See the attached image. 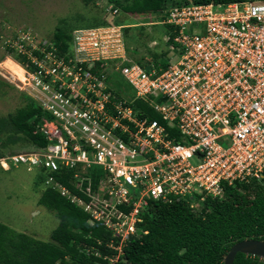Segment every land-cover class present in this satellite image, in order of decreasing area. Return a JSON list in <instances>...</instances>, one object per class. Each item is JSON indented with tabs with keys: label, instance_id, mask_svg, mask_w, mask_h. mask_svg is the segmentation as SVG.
<instances>
[{
	"label": "built area",
	"instance_id": "2783aa9c",
	"mask_svg": "<svg viewBox=\"0 0 264 264\" xmlns=\"http://www.w3.org/2000/svg\"><path fill=\"white\" fill-rule=\"evenodd\" d=\"M106 2L113 17L131 14ZM139 15L154 21L77 28L65 49L30 29L7 40L26 59H17L27 70L21 90L52 119L37 127L44 147L0 156V166L40 168L46 187L90 224L101 221L115 253L93 250L107 262L147 232L138 224L150 200L185 198L198 209L223 196L222 182L260 179L264 170V0L171 1ZM148 23L165 28L164 65L151 56L154 40L145 54L128 46L125 29ZM61 168L74 170V191L53 176Z\"/></svg>",
	"mask_w": 264,
	"mask_h": 264
},
{
	"label": "trees",
	"instance_id": "16d2710c",
	"mask_svg": "<svg viewBox=\"0 0 264 264\" xmlns=\"http://www.w3.org/2000/svg\"><path fill=\"white\" fill-rule=\"evenodd\" d=\"M91 1L83 0L85 4ZM107 1L131 14L160 12L171 2ZM194 1L226 3L242 0ZM105 23V19L95 17L90 27ZM135 29L142 31L139 27ZM133 31L134 28H126L125 34L129 41L135 42V46L140 45L139 36ZM50 38L65 49L71 30L65 24L59 25ZM151 56L155 58L157 54L151 53ZM17 59L21 63L26 61L23 55L17 56ZM22 95L24 104L15 113L0 118V133L7 131L12 135L11 139L22 135L35 148L44 147L48 141L37 131V127L43 119L51 120L52 116L29 96ZM138 104L150 117H157L144 101H138ZM73 173L72 169L61 168L53 172V176L74 191ZM221 185L223 196H207L198 209H193L185 198L175 197L170 202L150 200L138 224L147 232L130 237L123 247L120 264H223L224 255L234 243L250 238L264 241V170L260 179L235 181L231 185L222 182ZM38 204L54 211L59 218V224L51 231L50 240H40L0 222V264H97L107 261L95 256V251L108 255L115 253L106 246L110 231L103 223L96 221L90 224L89 215L55 188L46 187L39 196ZM88 249L92 250L87 252ZM232 264H264V260L237 253Z\"/></svg>",
	"mask_w": 264,
	"mask_h": 264
},
{
	"label": "rangeland",
	"instance_id": "374dc122",
	"mask_svg": "<svg viewBox=\"0 0 264 264\" xmlns=\"http://www.w3.org/2000/svg\"><path fill=\"white\" fill-rule=\"evenodd\" d=\"M106 1L92 0L85 4L83 0H0V118L15 113L25 102L22 94L26 92L19 88L17 82V79L24 75L22 64L15 57L19 53L7 41L14 40L16 34L30 29L39 37L50 38L59 25L65 24L72 32L77 28L90 27L95 17L128 24L154 21L150 15L120 14L113 17L105 10ZM149 23L139 26L142 31L135 29L138 27H131L141 43L135 46V42L128 40V46L136 47L141 54H145L147 43L154 40L157 46L150 51L156 53L157 57L153 59L156 63L164 65L168 56L159 54L157 50L165 47V28L161 24ZM120 79L123 81L121 77H116V80ZM121 80L123 84L124 81ZM3 82H7L9 86ZM124 85L129 91V85L125 82ZM11 136L7 131L0 133L2 157L35 149L26 137L19 135L11 139ZM5 166L7 168V164ZM6 168L2 169L0 166V222L13 230L49 241L51 231L59 224V218L54 211L38 204L39 196L46 188L44 172L36 166L27 169V166L21 163ZM95 168L99 170L100 167L96 165ZM199 206L197 205V208ZM122 261L117 260L115 256L104 264H120Z\"/></svg>",
	"mask_w": 264,
	"mask_h": 264
},
{
	"label": "water",
	"instance_id": "95a60500",
	"mask_svg": "<svg viewBox=\"0 0 264 264\" xmlns=\"http://www.w3.org/2000/svg\"><path fill=\"white\" fill-rule=\"evenodd\" d=\"M149 68V65L146 66ZM237 253L257 256L264 260V241L260 239H244L234 243L223 257V264H232Z\"/></svg>",
	"mask_w": 264,
	"mask_h": 264
},
{
	"label": "bare ground",
	"instance_id": "6f19581e",
	"mask_svg": "<svg viewBox=\"0 0 264 264\" xmlns=\"http://www.w3.org/2000/svg\"><path fill=\"white\" fill-rule=\"evenodd\" d=\"M22 69L24 71V75H23L22 78H18L17 79V82H18V85H19V88L20 89H23V87L25 85V83H24V81H25V72L27 71L26 68L23 65H22Z\"/></svg>",
	"mask_w": 264,
	"mask_h": 264
},
{
	"label": "crops",
	"instance_id": "0c3cea01",
	"mask_svg": "<svg viewBox=\"0 0 264 264\" xmlns=\"http://www.w3.org/2000/svg\"><path fill=\"white\" fill-rule=\"evenodd\" d=\"M3 169V168H2Z\"/></svg>",
	"mask_w": 264,
	"mask_h": 264
}]
</instances>
